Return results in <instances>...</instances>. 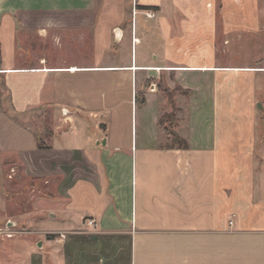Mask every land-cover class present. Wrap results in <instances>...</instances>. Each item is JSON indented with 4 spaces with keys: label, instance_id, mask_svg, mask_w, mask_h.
Masks as SVG:
<instances>
[{
    "label": "crops",
    "instance_id": "crops-1",
    "mask_svg": "<svg viewBox=\"0 0 264 264\" xmlns=\"http://www.w3.org/2000/svg\"><path fill=\"white\" fill-rule=\"evenodd\" d=\"M135 1L157 16H133L134 0H0V153L57 181L29 213L51 234L44 256L264 264L263 1ZM174 105L187 148L160 122ZM226 109L240 111L228 125Z\"/></svg>",
    "mask_w": 264,
    "mask_h": 264
},
{
    "label": "rangeland",
    "instance_id": "rangeland-1",
    "mask_svg": "<svg viewBox=\"0 0 264 264\" xmlns=\"http://www.w3.org/2000/svg\"><path fill=\"white\" fill-rule=\"evenodd\" d=\"M261 1L264 4V0ZM133 3L127 6L129 10ZM180 112L176 105L167 108L166 113H169L170 117L163 119V127L165 126L167 131H176L175 125L180 118ZM222 112H226L227 125L228 121L235 120L233 118L240 114L239 110L219 111L220 114ZM260 117L264 118V113L259 114ZM233 130L234 126H227L226 135L233 136ZM172 139L171 136V143ZM56 182L52 180L48 183L45 179L29 176L21 160L0 153V264H50V261L58 264L57 257L55 258L58 243L48 247V256L45 257L43 241L51 234L39 231L32 218H29V213L32 217L36 215L34 203L53 193L50 189H53ZM45 201L44 205H41L43 209L53 204V201ZM85 231L89 232L86 229ZM30 249L34 251L33 255ZM102 263L103 260H99V264Z\"/></svg>",
    "mask_w": 264,
    "mask_h": 264
},
{
    "label": "built area",
    "instance_id": "built-area-1",
    "mask_svg": "<svg viewBox=\"0 0 264 264\" xmlns=\"http://www.w3.org/2000/svg\"><path fill=\"white\" fill-rule=\"evenodd\" d=\"M140 11L143 12L146 15V17H148V18H154V17L157 16L156 9H154V8L151 7V8H145V9L141 10L139 8L137 2L134 0L133 9H132L133 16H135ZM134 40L135 41L137 40L136 36L134 37ZM151 89L152 90L156 89L155 88V85H152L151 86ZM64 112L67 113V111H64ZM87 224L90 225V226H92V227H96L97 226V221H96L95 218L90 217V218L87 219ZM66 237H67V234L66 233L60 232V233L55 234L54 239L56 241H59V240H64Z\"/></svg>",
    "mask_w": 264,
    "mask_h": 264
},
{
    "label": "trees",
    "instance_id": "trees-1",
    "mask_svg": "<svg viewBox=\"0 0 264 264\" xmlns=\"http://www.w3.org/2000/svg\"><path fill=\"white\" fill-rule=\"evenodd\" d=\"M143 7L151 8L150 6H147V5H143ZM0 56H1V51H0ZM0 64H1V58H0ZM170 95H172V92H170ZM169 117H170V114L165 112L164 116L163 115L161 116L160 122L163 123V119H165V118L168 119ZM168 132L171 134V136L173 138L172 143H171L172 146H178L181 148H187L188 147V141L184 137L179 135L174 130H169Z\"/></svg>",
    "mask_w": 264,
    "mask_h": 264
},
{
    "label": "water",
    "instance_id": "water-1",
    "mask_svg": "<svg viewBox=\"0 0 264 264\" xmlns=\"http://www.w3.org/2000/svg\"><path fill=\"white\" fill-rule=\"evenodd\" d=\"M102 126H104V127H105V124H102Z\"/></svg>",
    "mask_w": 264,
    "mask_h": 264
}]
</instances>
